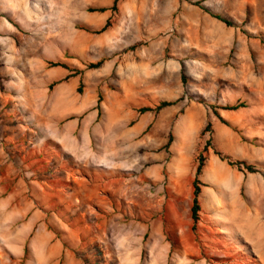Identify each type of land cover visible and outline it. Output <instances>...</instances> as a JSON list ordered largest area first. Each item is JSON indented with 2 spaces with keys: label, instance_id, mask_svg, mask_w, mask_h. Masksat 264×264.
Returning a JSON list of instances; mask_svg holds the SVG:
<instances>
[{
  "label": "rangeland",
  "instance_id": "1",
  "mask_svg": "<svg viewBox=\"0 0 264 264\" xmlns=\"http://www.w3.org/2000/svg\"><path fill=\"white\" fill-rule=\"evenodd\" d=\"M20 1L0 0V264H264V0ZM60 22L74 40L34 46Z\"/></svg>",
  "mask_w": 264,
  "mask_h": 264
},
{
  "label": "trees",
  "instance_id": "2",
  "mask_svg": "<svg viewBox=\"0 0 264 264\" xmlns=\"http://www.w3.org/2000/svg\"><path fill=\"white\" fill-rule=\"evenodd\" d=\"M117 3V0H114L113 1V6L112 8H115V4ZM194 4H197L199 5L198 2H195ZM202 9L207 12L208 14H210L212 17L216 18L217 20H219L220 22L224 23L226 26H234L233 22L219 14H213V13H210L207 9L203 8ZM100 11H104L105 9H99ZM109 22L106 21V23L104 24V26L99 30L100 32L101 31H104L107 26H108ZM63 66V65H62ZM98 105H99V100H98ZM98 105H97V108H98ZM170 105H173V102H170V101H161L156 107L154 108H151V107H143L140 109L141 112H146V111H153V112H158L160 111L161 109L167 107V106H170ZM246 107V103L243 102V101H238L236 102L235 104H232V105H223V106H220L218 107L219 109L221 110H228V111H235V110H238L240 108H244ZM212 112L213 114L221 121V122H225L221 117L220 115L218 114L217 110L212 107ZM99 115V113H98ZM210 126L211 124L210 123H207L206 126L204 127V129L202 130L201 134H204V132L206 131H209L210 130ZM170 142H171V136L168 138L166 144L164 145L165 148H167L169 145H170ZM209 144V141H206L205 145L203 146L202 148V151L198 154V157H197V165L195 167V176L193 178V181H192V199H191V206H190V218H191V221H192V229H195V225L196 223L198 222L199 220V211H200V203H199V194H200V183H199V180H198V176L199 174L201 173V170L203 168V166L205 165V157L203 155L204 152L207 151V145ZM241 164L245 165L244 162H240ZM229 164H233V163H229ZM245 168L249 169L248 166H245Z\"/></svg>",
  "mask_w": 264,
  "mask_h": 264
},
{
  "label": "crops",
  "instance_id": "3",
  "mask_svg": "<svg viewBox=\"0 0 264 264\" xmlns=\"http://www.w3.org/2000/svg\"><path fill=\"white\" fill-rule=\"evenodd\" d=\"M31 211L32 207L26 209L23 205L21 207H14L12 209V217L15 219L11 223L14 227L12 230V234H14V236L11 239L16 244L24 243L27 234L35 228L39 217V212ZM14 223L17 224L14 225Z\"/></svg>",
  "mask_w": 264,
  "mask_h": 264
},
{
  "label": "bare ground",
  "instance_id": "4",
  "mask_svg": "<svg viewBox=\"0 0 264 264\" xmlns=\"http://www.w3.org/2000/svg\"><path fill=\"white\" fill-rule=\"evenodd\" d=\"M10 1V6H12L13 8H15L16 10H15V12L16 13H22L23 12V14L25 15V17H27V18H29V17H31V14H26V11H24V9H23V11H21V1L20 0H9ZM19 7H20V9H19ZM25 8V7H24ZM68 12V11H67ZM28 13V12H27ZM63 13H65V9H64V12ZM66 15V14H65ZM64 15V16H65ZM68 15V14H67ZM51 18V17H50ZM66 18V17H65ZM54 19V18H53ZM51 20V19H50ZM60 21V20H59ZM62 21V20H61ZM39 22H41V21H39ZM54 22H55V20H54ZM49 23H51V22H49ZM61 23V22H60ZM35 24V23H34ZM49 25V24H48ZM47 25V26H48ZM56 25V24H55ZM56 28H58L59 30H58V33L56 34V32H55V34L56 35H54L53 34V32H54V30H55V28H51L50 26H49V28L46 30L47 31V34L45 33H42V35L40 34V35H37V38L36 37H34L33 36V38H36L37 40H35L34 42V46H36V45H39V43H42V46H46V47H49L50 46V44L52 43V42H55L56 41V39L57 38H59L60 36H64L65 37V39L67 40V41H70V40H74L75 39V36L73 35V33L71 32V30L68 28V26L64 23V24H62L61 23V25H56L55 26ZM62 28H64V30L62 29ZM42 29V28H41ZM62 29V30H61ZM56 31V30H55ZM42 32V31H41ZM40 33V32H39ZM30 43H32V41L30 42ZM34 46H33V48H34ZM38 47V46H37ZM41 47V46H40ZM32 51V50H31ZM34 51V50H33ZM18 59V58H17ZM17 59H14L13 60V62H15V63H19V60H17Z\"/></svg>",
  "mask_w": 264,
  "mask_h": 264
}]
</instances>
